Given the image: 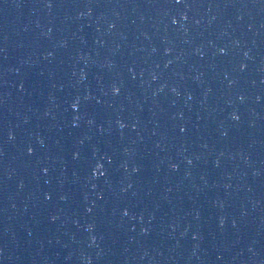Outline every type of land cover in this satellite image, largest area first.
Returning a JSON list of instances; mask_svg holds the SVG:
<instances>
[{"label":"water","instance_id":"1","mask_svg":"<svg viewBox=\"0 0 264 264\" xmlns=\"http://www.w3.org/2000/svg\"><path fill=\"white\" fill-rule=\"evenodd\" d=\"M0 264H264V0H0Z\"/></svg>","mask_w":264,"mask_h":264}]
</instances>
